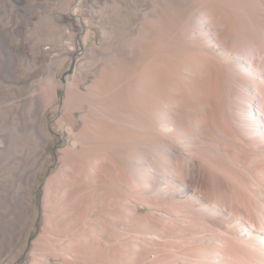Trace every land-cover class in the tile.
<instances>
[{
	"label": "bare ground",
	"instance_id": "bare-ground-1",
	"mask_svg": "<svg viewBox=\"0 0 264 264\" xmlns=\"http://www.w3.org/2000/svg\"><path fill=\"white\" fill-rule=\"evenodd\" d=\"M149 1L134 33L110 0L127 42L103 28L66 82L62 63L36 66L32 44V67L49 73L10 96L13 121L0 124L9 138L0 144V264L29 217L61 89L56 126L71 143L46 181V230L27 264H137L121 238L145 232L141 204L176 219L159 233L145 225L149 256L162 264H231L233 241L264 252V0ZM22 133L26 152L16 147Z\"/></svg>",
	"mask_w": 264,
	"mask_h": 264
},
{
	"label": "rangeland",
	"instance_id": "rangeland-1",
	"mask_svg": "<svg viewBox=\"0 0 264 264\" xmlns=\"http://www.w3.org/2000/svg\"><path fill=\"white\" fill-rule=\"evenodd\" d=\"M119 2L123 6V13L129 19L126 28L131 27L133 32L136 33L140 26V21L145 16V12L151 8V2L149 0H119ZM189 2L191 0H188L187 3ZM114 14L110 0H0V124H11L13 121L14 113L9 104L10 96L13 93L17 95L19 88L26 93H30L33 84L41 81L49 73V69H46L40 74L37 71L38 68L44 69L49 61L62 63L63 65L58 70L57 77L66 82L75 71L76 66L85 60V54L87 51H91V45L94 42L99 43L100 40L105 39L102 33L103 28L109 32L110 30L114 32L116 29L120 31L118 24L114 20ZM104 20H107L106 23L103 22ZM89 29L91 30V37L86 45L84 38ZM120 32L117 35L120 39L119 46H122V44L127 42V30H121ZM33 43L38 46L39 50L38 56H36V66L38 68L32 67L31 63L32 54H30V50L32 46H35L32 45ZM21 62L24 63L22 64ZM89 82L90 80L87 83ZM58 94L59 97L56 104H60L59 110L53 112L49 108L45 118V124L50 129L48 144L45 146L47 159L42 168L37 171L34 179L31 211L29 217L26 218L25 224L23 223L24 227L20 238L14 243L2 264L29 263L32 240L40 232H43V227L46 230L45 216L47 213L43 204L45 184L47 179L60 168V148L69 146L71 143L68 132H64L56 126V120L63 111V89L59 90ZM79 115L80 112L75 113V117L78 118ZM8 140L9 138L6 135H0V144L2 146L6 145ZM16 144L18 145H16L17 150L26 152L31 146L30 136L27 133L20 134L19 142ZM6 167L7 164L4 163L0 165V170H4ZM141 205L140 214H149H146L147 220H145L146 217L144 218L145 224L142 231L145 232H142V235L144 233L147 235V230L155 233L165 231L168 226L173 225L174 220L176 221V219H170V216L163 215V211L165 212L163 207L151 208L146 204ZM10 210L11 212L5 218L8 223L13 221L18 214L16 208H11ZM145 225L147 230H145ZM49 235L53 237L51 231ZM142 235L136 234L121 238L122 242H127V238H129V246L126 243L125 245L127 247L131 246L130 249L133 252H131L132 254L129 253L130 258H128L134 259V262L136 260L137 264H143L149 259L153 261V264H162L158 257L153 256V254L149 256L148 248L150 249L149 246L152 244L150 239H146ZM153 241H156V239ZM204 244L206 247L213 249L211 247L214 245L213 242L206 241ZM232 246L234 251L236 250L238 257L234 253L233 256L228 257L230 258L229 261L238 259V262L233 261L235 264L264 263L263 251L256 249L254 251L252 248H247L248 246L242 245L240 242L234 243V241ZM117 258H119V255ZM239 259L242 261L239 262ZM50 264H57L56 260L51 259Z\"/></svg>",
	"mask_w": 264,
	"mask_h": 264
}]
</instances>
